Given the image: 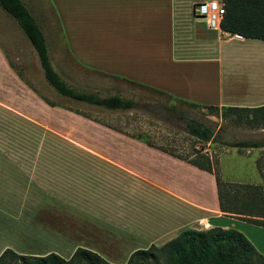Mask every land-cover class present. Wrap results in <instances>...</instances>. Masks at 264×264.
Instances as JSON below:
<instances>
[{
    "label": "crops",
    "instance_id": "1",
    "mask_svg": "<svg viewBox=\"0 0 264 264\" xmlns=\"http://www.w3.org/2000/svg\"><path fill=\"white\" fill-rule=\"evenodd\" d=\"M206 1L22 0L47 44L45 30H56L54 44L61 40L75 69L202 106L263 107L264 41L210 29L194 13ZM5 13L0 8V130L15 129L31 142L39 134L48 150V135L58 133L48 124L52 114L62 120L57 130L74 136L63 142L72 157L0 158V213L25 219L10 227L28 250L18 245L14 252L45 256L54 249L38 251L39 245L71 239L76 249L126 264L134 252L162 246L182 231L220 227L240 231L264 255V227L221 211L214 173L39 95L20 73L31 74V64L43 72L37 53ZM252 132L253 139L233 141L264 142L263 128ZM223 142L232 141H218L221 180L264 186V146Z\"/></svg>",
    "mask_w": 264,
    "mask_h": 264
},
{
    "label": "trees",
    "instance_id": "2",
    "mask_svg": "<svg viewBox=\"0 0 264 264\" xmlns=\"http://www.w3.org/2000/svg\"><path fill=\"white\" fill-rule=\"evenodd\" d=\"M226 14L221 22V30L247 39L264 41V0H225ZM0 8L13 17L34 47L46 82L61 96L108 110H133L137 103L119 95L99 96L96 93L78 91L68 85L55 70L48 51L44 33L22 0H0ZM133 85L146 87L157 93L171 97L189 107H204L211 111L222 112V116L236 115L248 126L264 129V106L259 108H236L202 106L172 97L162 91L135 82ZM51 104V103H50ZM183 115V116H182ZM179 115L185 131L205 143L216 142L214 127ZM149 146L179 158L201 170L214 173L217 180L220 209L227 215L249 221L264 227V186L227 183L221 180L217 161L208 155L195 152V159H189L175 150L156 145L142 136H132ZM228 147L258 148L264 142L232 141L223 142ZM0 264H112L102 256L85 248H77L69 259L57 253L45 256L20 255L6 249L0 256ZM126 264H264L262 255L248 238L232 228L214 227L206 230H185L162 246L152 245L148 249L134 252Z\"/></svg>",
    "mask_w": 264,
    "mask_h": 264
},
{
    "label": "rangeland",
    "instance_id": "3",
    "mask_svg": "<svg viewBox=\"0 0 264 264\" xmlns=\"http://www.w3.org/2000/svg\"><path fill=\"white\" fill-rule=\"evenodd\" d=\"M52 30L54 31L52 33L45 30L49 54L52 57L55 70L65 82L78 91L96 93L102 97L119 95L127 99H133L137 103V108L133 110H108L103 107L76 102L59 95L47 84L43 72L32 64L30 65L31 74L22 71L19 69L20 66L16 65L27 82H31L37 93L48 102L62 106L61 108L66 111L77 112L81 116L102 122L130 136L140 135L156 145L173 149L185 157L189 156V159H195V152L199 150L201 153L212 157L214 161H218V155L222 148V146H219L218 141H233L241 138L248 140L254 138L252 131L258 129L248 126L244 121L237 119L234 114L223 117L221 111L215 112L204 107H189L146 87L106 77L97 72L75 69L63 46H61V40L60 42H58L59 40H55L54 44V36L57 38L58 34H56L54 28ZM26 40L27 44H31L27 38ZM182 114L187 118H192L214 127L215 133L218 134L217 141L205 143L191 137L185 131L183 121L178 117ZM49 117L48 124L55 127L54 130L58 131V133L48 135V140L50 141L48 150L45 147H40L44 144L43 136L32 134L33 144L31 148H28L29 143L32 142L28 137L26 140L27 135L20 134L15 129L10 128L8 130H0V158L9 156L32 157L33 159L72 157V151L63 150V142L72 141L74 136L67 128L65 130L60 128L57 130V126L62 124L61 119L56 118L52 114ZM65 121H67V118H65ZM26 142L27 147L25 149ZM0 215V250L7 248L14 249L20 245V249L27 251L28 249L23 246L26 243L24 238L16 236L17 233L13 234L14 232H11V228L13 227H10L14 222L25 223V219L19 220L9 214L8 216H4L0 213ZM59 223L60 226L67 227L62 217H60ZM95 247L99 246L95 245ZM37 249L42 252H48V250L52 249H54V252L55 249H58L56 253L69 259L73 250L76 249V242L71 239H65L63 242L52 239L47 243H43V245H39ZM107 249L111 250L110 248ZM121 263L118 261L115 264Z\"/></svg>",
    "mask_w": 264,
    "mask_h": 264
},
{
    "label": "built area",
    "instance_id": "4",
    "mask_svg": "<svg viewBox=\"0 0 264 264\" xmlns=\"http://www.w3.org/2000/svg\"><path fill=\"white\" fill-rule=\"evenodd\" d=\"M194 13L204 19L210 29L221 30V22L226 14V1L210 0L199 3L194 8Z\"/></svg>",
    "mask_w": 264,
    "mask_h": 264
}]
</instances>
